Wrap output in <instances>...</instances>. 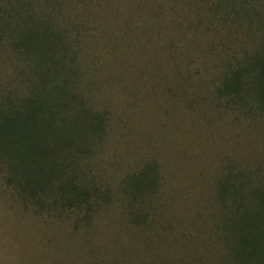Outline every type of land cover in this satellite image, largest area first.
Instances as JSON below:
<instances>
[{"label":"rangeland","instance_id":"rangeland-1","mask_svg":"<svg viewBox=\"0 0 264 264\" xmlns=\"http://www.w3.org/2000/svg\"><path fill=\"white\" fill-rule=\"evenodd\" d=\"M9 1L63 34L102 119L83 164L101 198L88 217L23 205L0 176V264H230L212 190L229 163L264 161V117L214 91L261 43L264 0ZM5 49L0 91L17 88Z\"/></svg>","mask_w":264,"mask_h":264},{"label":"trees","instance_id":"trees-1","mask_svg":"<svg viewBox=\"0 0 264 264\" xmlns=\"http://www.w3.org/2000/svg\"><path fill=\"white\" fill-rule=\"evenodd\" d=\"M5 3L0 50L6 47L12 56L17 88L0 91V176L23 205L82 211L88 217L101 193L83 164L91 149L88 137L102 128V119L83 107L77 65L68 66L56 47L62 32L25 25L19 17L24 7ZM221 76L216 100L240 107L254 103V112L264 117L263 35L255 51ZM214 184L211 231L228 263L264 264V161L229 163ZM133 188L142 187L135 181Z\"/></svg>","mask_w":264,"mask_h":264}]
</instances>
